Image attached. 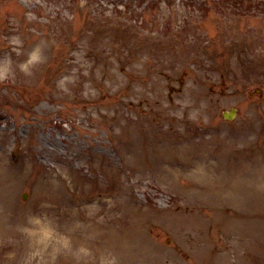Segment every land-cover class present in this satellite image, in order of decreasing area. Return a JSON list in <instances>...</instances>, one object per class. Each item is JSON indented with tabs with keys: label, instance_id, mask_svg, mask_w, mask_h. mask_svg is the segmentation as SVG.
<instances>
[{
	"label": "rangeland",
	"instance_id": "374dc122",
	"mask_svg": "<svg viewBox=\"0 0 264 264\" xmlns=\"http://www.w3.org/2000/svg\"><path fill=\"white\" fill-rule=\"evenodd\" d=\"M0 264H264V0H0Z\"/></svg>",
	"mask_w": 264,
	"mask_h": 264
},
{
	"label": "bare ground",
	"instance_id": "6f19581e",
	"mask_svg": "<svg viewBox=\"0 0 264 264\" xmlns=\"http://www.w3.org/2000/svg\"><path fill=\"white\" fill-rule=\"evenodd\" d=\"M219 183H222V181L219 178L212 179L209 182H207V185H206L207 189L210 190V189L214 188V186L219 184ZM230 185H231L230 187H231V191H232V199L239 203V200H238V193H239L238 176L232 175V181L230 182ZM81 224L83 225V223H81Z\"/></svg>",
	"mask_w": 264,
	"mask_h": 264
},
{
	"label": "clouds",
	"instance_id": "9594fccd",
	"mask_svg": "<svg viewBox=\"0 0 264 264\" xmlns=\"http://www.w3.org/2000/svg\"><path fill=\"white\" fill-rule=\"evenodd\" d=\"M15 43H19L20 41L18 39H16L14 41ZM41 54H40V51L39 49L33 51L30 55V58L28 61H26L25 63L21 64V68L22 70H24L25 72H30L31 71V68H30V65L36 63L37 61H39L41 59ZM8 63H10V60L8 61ZM9 69L7 68V66H5V68L3 69V74L6 76L7 73H8ZM63 83V82H61Z\"/></svg>",
	"mask_w": 264,
	"mask_h": 264
},
{
	"label": "water",
	"instance_id": "95a60500",
	"mask_svg": "<svg viewBox=\"0 0 264 264\" xmlns=\"http://www.w3.org/2000/svg\"><path fill=\"white\" fill-rule=\"evenodd\" d=\"M236 111H237V109L233 108L231 111H225L224 115L226 118L232 119L235 117Z\"/></svg>",
	"mask_w": 264,
	"mask_h": 264
},
{
	"label": "trees",
	"instance_id": "16d2710c",
	"mask_svg": "<svg viewBox=\"0 0 264 264\" xmlns=\"http://www.w3.org/2000/svg\"><path fill=\"white\" fill-rule=\"evenodd\" d=\"M245 1L249 2L250 3V0H239V3L242 4V3H245ZM246 7V6H245ZM246 8H249V7H246Z\"/></svg>",
	"mask_w": 264,
	"mask_h": 264
}]
</instances>
